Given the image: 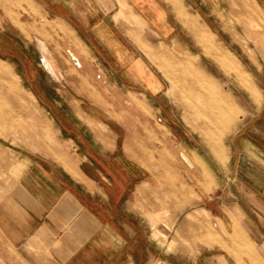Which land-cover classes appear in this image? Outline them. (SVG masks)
Segmentation results:
<instances>
[{
    "label": "crops",
    "instance_id": "obj_1",
    "mask_svg": "<svg viewBox=\"0 0 264 264\" xmlns=\"http://www.w3.org/2000/svg\"><path fill=\"white\" fill-rule=\"evenodd\" d=\"M261 1L257 0L263 20L254 18L257 26L247 30L253 46L248 57L253 64L251 72L257 80L260 104L253 113H247L232 134L230 150L232 180L238 178L251 190L264 220V0ZM183 4L184 0H0V24L11 23L20 29L18 22L46 26L52 23L77 71L65 86L69 93L64 101L72 103L68 111L53 108L59 152L54 155L33 149L24 157V168L19 166L18 170L22 171L19 186L31 211L29 225L17 229L15 236L21 240L24 237L27 248L43 247L49 252L45 259L36 257L32 262L114 264L122 257L123 261H136V247L141 248L144 237L143 208L158 214L160 201L165 200L168 206L162 212L182 214L192 205L196 190L207 197L201 187V166L193 159L197 154L207 165L199 153L167 138L166 146L183 164L169 162L160 174L152 169L158 164H144L129 155L125 144L119 143L120 132L111 125L114 119L126 131L132 128L125 112L133 109L139 113V108L148 107L150 99L144 87L153 94L163 89V81L145 51V45L155 38L164 42L180 39V29H187L204 46L215 50L226 69L228 54L239 60L219 45L211 31L192 17ZM19 7L23 11L16 16ZM56 24L63 30L55 28ZM20 34L28 37L21 31ZM2 63L4 59L0 58V69L5 66ZM109 72L116 76L108 78ZM18 75L29 98L46 116L51 104L44 93L31 85L26 74ZM218 96L223 101L221 91ZM55 101L61 107L60 101ZM120 112L126 120L116 117ZM195 171L198 178L192 174ZM236 207L239 215L254 213L243 203L237 202ZM221 208L229 211L224 202ZM236 219L244 226L241 219ZM129 247H134V255ZM81 248L86 249L88 259H78ZM249 257L253 262L262 261L255 254Z\"/></svg>",
    "mask_w": 264,
    "mask_h": 264
},
{
    "label": "rangeland",
    "instance_id": "obj_2",
    "mask_svg": "<svg viewBox=\"0 0 264 264\" xmlns=\"http://www.w3.org/2000/svg\"><path fill=\"white\" fill-rule=\"evenodd\" d=\"M183 7L211 31L219 45L239 58L259 91L251 72L253 64L248 50L252 51L253 46L247 36L248 27L257 26L254 18L263 20L257 0H184ZM21 11L22 7L17 8L16 16ZM174 22L177 27V16ZM17 24L20 29L11 23L0 24V58L5 65L0 69V264H50L32 262L36 257L45 259L49 255L47 248H27L24 237L21 240L15 236L17 229L29 225L31 211L29 200L19 186L22 171L18 173V170L19 166L24 168V157L33 149L54 155L59 152L53 108L68 111L72 103L64 101L69 93L65 86L77 71L54 33L52 23L48 26ZM28 26L33 30L31 33ZM54 27L63 30L60 24ZM20 31L28 37L22 36ZM180 33V39L164 42L155 38L145 45L148 60L163 81V89L153 94L144 87L150 100L148 107L140 100L145 107L138 109L140 114L133 109L123 110L132 128L126 131L114 119L111 125L120 132L119 143L125 144L127 153L144 164H158L152 169L160 174L169 162L183 164L166 146L167 138L171 143L178 141L180 147L199 153L208 165H200L202 183L206 187L200 186L207 197L200 196L196 190L191 197L192 205L182 214L162 212L168 206L165 200L160 201L158 214L143 208L144 237L141 248L136 247L137 260L123 261L122 257L114 264H157L158 261L159 264H264L263 215L258 200L246 184L238 178L232 180L230 150L232 134L247 113L257 109L260 93L255 95L242 85L218 59L215 50L204 46L193 31L180 29ZM18 73L26 74L31 85L48 99L51 111H47L46 116L23 89ZM115 76L109 72L108 78ZM220 91L232 102L222 101L218 96ZM55 99L60 101L61 107ZM221 108L233 113L228 120L224 112V122L217 126L214 116L218 111L221 114ZM122 114L116 117L126 120V115ZM214 137L219 139V145L214 143ZM216 146L221 149L219 152ZM192 174L195 178L198 176L196 171ZM196 185L199 186L198 181ZM222 202L228 205V212L222 210ZM237 202L246 208L248 205L254 213L239 215ZM236 216L244 226L238 223ZM80 251L78 259L89 258L86 249ZM129 251L134 255V247H129ZM252 254L262 261L253 262L249 257ZM8 258L10 261H5Z\"/></svg>",
    "mask_w": 264,
    "mask_h": 264
},
{
    "label": "bare ground",
    "instance_id": "obj_3",
    "mask_svg": "<svg viewBox=\"0 0 264 264\" xmlns=\"http://www.w3.org/2000/svg\"><path fill=\"white\" fill-rule=\"evenodd\" d=\"M228 54V53H227ZM228 57L227 58V62H228V65L226 66L227 67V70L232 73L237 79L238 81L244 85L246 88H248L253 94L255 95H258V89L256 87V85L254 84V82L252 81L251 77H250V74L248 73V71H246L244 69V67L242 66L240 60H236L232 55L228 54ZM252 76V75H251ZM230 100V99H229ZM223 101H228V97L224 96L223 95ZM231 101V100H230ZM228 101V104L229 102ZM232 102V101H231ZM226 106H227V103H226ZM222 109V108H221ZM212 112V111H211ZM225 112V118L230 120L231 117H232V110H228L227 108H223L222 109V112L221 114L218 112H216L215 116H214V120L217 124V126H219L221 124V122L223 121V113ZM212 118V117H211ZM213 119V118H212ZM228 120L226 122H228ZM224 122V121H223ZM214 143L219 145V139H217V137H214ZM218 146H216L215 150L218 152L219 150L217 149ZM193 159L194 161H196L199 165H203V166H207L206 163L199 158V156L195 155L193 156Z\"/></svg>",
    "mask_w": 264,
    "mask_h": 264
}]
</instances>
